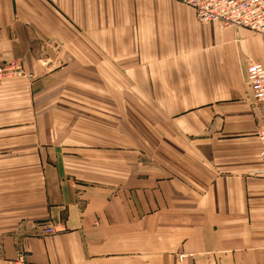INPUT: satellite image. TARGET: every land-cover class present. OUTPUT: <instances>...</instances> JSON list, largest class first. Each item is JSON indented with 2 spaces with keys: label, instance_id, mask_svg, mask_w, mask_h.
<instances>
[{
  "label": "crops",
  "instance_id": "obj_1",
  "mask_svg": "<svg viewBox=\"0 0 264 264\" xmlns=\"http://www.w3.org/2000/svg\"><path fill=\"white\" fill-rule=\"evenodd\" d=\"M0 260L264 264V36L180 0H0ZM57 231L48 234L47 230Z\"/></svg>",
  "mask_w": 264,
  "mask_h": 264
},
{
  "label": "built area",
  "instance_id": "obj_2",
  "mask_svg": "<svg viewBox=\"0 0 264 264\" xmlns=\"http://www.w3.org/2000/svg\"><path fill=\"white\" fill-rule=\"evenodd\" d=\"M189 6L201 24L219 22L223 28H245L255 34L264 36V0H180ZM27 74L21 61L10 60L0 65V86L9 78H22ZM247 80L257 102L264 103V66L251 63L247 68ZM261 144L259 158L262 168L256 172L264 176V129L258 133ZM57 231L49 229L48 234ZM178 264H196L193 254H179ZM0 264H34L23 255L12 260H0Z\"/></svg>",
  "mask_w": 264,
  "mask_h": 264
},
{
  "label": "rangeland",
  "instance_id": "obj_3",
  "mask_svg": "<svg viewBox=\"0 0 264 264\" xmlns=\"http://www.w3.org/2000/svg\"><path fill=\"white\" fill-rule=\"evenodd\" d=\"M172 264H178V261H177V260H175V261H173V262H172Z\"/></svg>",
  "mask_w": 264,
  "mask_h": 264
}]
</instances>
